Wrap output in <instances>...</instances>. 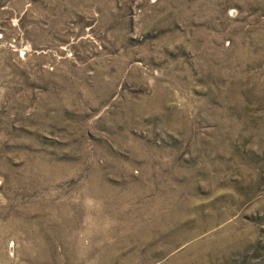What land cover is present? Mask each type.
<instances>
[{
    "label": "rangeland",
    "instance_id": "374dc122",
    "mask_svg": "<svg viewBox=\"0 0 264 264\" xmlns=\"http://www.w3.org/2000/svg\"><path fill=\"white\" fill-rule=\"evenodd\" d=\"M0 264H264V0H0Z\"/></svg>",
    "mask_w": 264,
    "mask_h": 264
}]
</instances>
